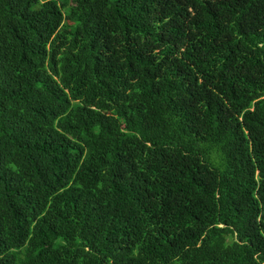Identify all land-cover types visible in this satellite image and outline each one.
Listing matches in <instances>:
<instances>
[{
	"label": "trees",
	"instance_id": "trees-1",
	"mask_svg": "<svg viewBox=\"0 0 264 264\" xmlns=\"http://www.w3.org/2000/svg\"><path fill=\"white\" fill-rule=\"evenodd\" d=\"M0 264H264V0H0Z\"/></svg>",
	"mask_w": 264,
	"mask_h": 264
}]
</instances>
